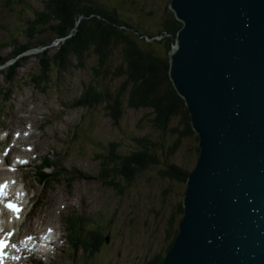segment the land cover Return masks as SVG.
<instances>
[{"label":"rangeland","instance_id":"rangeland-1","mask_svg":"<svg viewBox=\"0 0 264 264\" xmlns=\"http://www.w3.org/2000/svg\"><path fill=\"white\" fill-rule=\"evenodd\" d=\"M93 1L108 8L116 7L120 19L151 32L161 27L166 6L170 4V0ZM6 2L0 0V58L11 57L13 38L19 43L25 41L24 19L34 16L33 9L43 7V0H12L10 7ZM42 36L50 38L52 34ZM57 42L54 40L53 44ZM175 45L176 42L173 47ZM55 51L52 49L51 53ZM34 54L28 53L25 60L10 58L5 65H0V168L4 169L0 171V184L7 183L11 187L9 196L22 206L18 207L19 212L9 215L5 211L7 203L0 202L4 216L2 225L14 229V233L24 231L27 235L31 231H25V222L40 221L35 232L40 235L49 231L51 235V241L35 242L36 246L41 244L50 252L40 254L34 261L25 256V264H141L165 252L170 244L168 231L172 218L173 231H179L183 214L178 204L183 202L187 183L163 177L161 170L165 168L161 163L130 181L118 179L124 186L123 192H118L99 178L101 164L97 155L105 153L110 142L118 144L120 153H129L138 147L135 137L148 136L168 146L176 135L161 137L151 124L147 108L126 107L119 121L114 122L104 104L93 108L73 107V100L85 84L93 81L96 55H85L84 67H72L60 73L57 79L53 77L49 83L36 85L32 75L39 72L40 65ZM119 58L120 53H117L114 60L118 62ZM11 64L21 65L13 81L6 78ZM121 81L107 79L104 84L115 88ZM178 119L176 117L170 125L181 127ZM198 146L199 140L194 134L184 137L170 156V162L192 170L198 160ZM45 155H50L55 163V167L46 170L56 168L61 174L43 185L38 180L37 167ZM59 199L70 206L59 204L50 219L51 205ZM52 220L60 227V232L49 225ZM99 224L104 226L109 240L88 256L73 238L88 225ZM82 240L90 243L84 236Z\"/></svg>","mask_w":264,"mask_h":264},{"label":"water","instance_id":"water-1","mask_svg":"<svg viewBox=\"0 0 264 264\" xmlns=\"http://www.w3.org/2000/svg\"><path fill=\"white\" fill-rule=\"evenodd\" d=\"M169 7L183 24L170 78L200 155L163 264H264V0Z\"/></svg>","mask_w":264,"mask_h":264},{"label":"trees","instance_id":"trees-1","mask_svg":"<svg viewBox=\"0 0 264 264\" xmlns=\"http://www.w3.org/2000/svg\"><path fill=\"white\" fill-rule=\"evenodd\" d=\"M6 1L7 7L13 3L12 0ZM19 1L23 0H17ZM87 2L43 0L42 9H33L34 16H28L23 21L25 28L22 35L25 41L19 43L16 37L13 38L12 55L0 58V65H5L10 58L25 60L30 50L41 49L34 54L39 58V72L32 75V81L41 85L51 82L53 77L57 79L60 73L72 67H84L85 55H96V64L92 66L93 81L85 84L80 95L73 100L72 106L93 108L104 104L107 115L114 122L119 121L126 107L147 108L150 110L151 124L160 132L161 137L167 134L177 137L165 146L148 136H138L134 138L138 147L129 153H120L118 144L110 142L106 152L97 155L101 164L99 178L116 191L123 192L121 179L130 181L140 172L162 163L165 168L161 170L163 177L187 183L192 170L170 162V156L184 137L194 134L199 140L192 127L185 100L174 87L169 72V54L176 42V35L183 26L182 22L167 5L161 27L151 32L140 25L120 19L116 7L108 8L93 0ZM46 33H51L52 37L44 38L42 35ZM53 39L58 42L53 44ZM52 49L56 51L51 53ZM117 53H120L118 62L114 60ZM20 66L11 64L7 68V80H14L16 69ZM107 79L110 82L116 79L122 81L113 88L104 84ZM101 84L103 87H100ZM1 117L2 114L0 119ZM176 117L179 118L181 127L170 125ZM197 152L199 156V146ZM44 158L37 167L38 180L43 185L61 174L56 168L54 171H47L46 168L55 167V163L50 155H45ZM178 210L183 214V202L178 204ZM173 222L172 218L169 221L171 229L168 231L170 244L165 252L156 254L141 264H163L178 233V229H172ZM83 231L86 233L81 235ZM104 232L103 225H88L73 240L89 256L109 240ZM82 236L86 240L88 238L90 243H85Z\"/></svg>","mask_w":264,"mask_h":264},{"label":"bare ground","instance_id":"bare-ground-1","mask_svg":"<svg viewBox=\"0 0 264 264\" xmlns=\"http://www.w3.org/2000/svg\"><path fill=\"white\" fill-rule=\"evenodd\" d=\"M177 36V35H176ZM175 47V46H174ZM173 47V48H174ZM173 50V49H172ZM171 50V51H172ZM170 72V71H169ZM197 132V131H196ZM198 134V132H197ZM199 136V134H198ZM200 141V139H199ZM23 145V144H22ZM21 146V145H20ZM15 149V148H14ZM20 152V151H19ZM23 152V151H22ZM199 155H200V152H199ZM11 159V158H10ZM9 159V160H10ZM198 159H199V156H198ZM198 161V160H197ZM20 162V161H19ZM197 163V162H196ZM196 165V164H195ZM1 166V165H0ZM195 167V166H194ZM1 169L3 168H0V171ZM194 169V168H193ZM192 169V170H193ZM4 170V169H3ZM0 187L2 188H7V191L3 194V196H0V202L4 205V203L6 204L7 203V206L8 205H12L13 203L17 202V200L15 199H12L10 196H9V187H7V185L5 183H2L0 185ZM53 190V188H52ZM186 192V190H185ZM184 196H185V193H184ZM49 197V196H48ZM52 199V198H51ZM64 199V198H63ZM20 202V201H19ZM63 202V203H62ZM59 204H65V205H69L70 206V203L68 202H65L63 201L62 199H59V201L55 202L54 205H51L52 208H50L49 210V218L52 219L55 215H52L51 212H57V208H58V205ZM49 206V205H48ZM183 206H184V198H183ZM46 210V209H45ZM5 211H6V214H10L11 212V209H6L5 208ZM5 213V212H4ZM16 214V212H14ZM59 213V212H58ZM184 216V212H183V215H182V218ZM48 218V217H46ZM182 218L180 219V221L182 220ZM179 221V223H180ZM48 222V221H47ZM40 225V221H36L33 220V221H26L25 224H24V228H25V231H31L29 234L27 235H24L25 232L23 231L22 233L20 234H17L14 233V229H11V228H2V231H1V236L3 238H5L7 241H9L10 243V251H9V255L7 256V261L4 263V264H25V260H27L25 258V256H30L31 260H37L38 257L40 256V254H48L50 252V250H42V249H38L37 247H33V245H35V242L39 240V235L37 234V232H35V229L39 228L38 225ZM43 224V223H42ZM55 231H58L60 232V227L56 224V222H54L52 220V223L49 224ZM48 225V226H49ZM19 227V226H18ZM62 227V226H61ZM15 228V227H14ZM23 228V229H24ZM17 229V227H16ZM18 231V230H17ZM22 231V230H21ZM24 233V234H23ZM33 237H32V236ZM23 237H28L24 242L22 243H19L18 240H20L21 238ZM51 237L50 236H47L46 235V239L48 241H51L50 239ZM46 240V241H47ZM51 243V242H50ZM55 245V244H54ZM13 246H16V250L13 249ZM31 249V251H27ZM165 259V258H164ZM17 260V261H15Z\"/></svg>","mask_w":264,"mask_h":264},{"label":"snow or ice","instance_id":"snow-or-ice-1","mask_svg":"<svg viewBox=\"0 0 264 264\" xmlns=\"http://www.w3.org/2000/svg\"><path fill=\"white\" fill-rule=\"evenodd\" d=\"M8 207H10V209L12 211H14V212H18L19 211L14 205H8ZM5 246L6 245L2 241H0V248L5 247Z\"/></svg>","mask_w":264,"mask_h":264}]
</instances>
